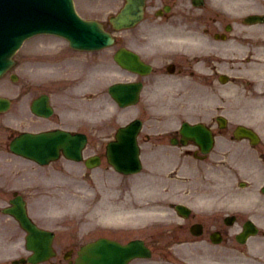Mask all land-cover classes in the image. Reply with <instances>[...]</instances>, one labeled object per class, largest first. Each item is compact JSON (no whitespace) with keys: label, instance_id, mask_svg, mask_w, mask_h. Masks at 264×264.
I'll use <instances>...</instances> for the list:
<instances>
[{"label":"flooded vegetation","instance_id":"flooded-vegetation-1","mask_svg":"<svg viewBox=\"0 0 264 264\" xmlns=\"http://www.w3.org/2000/svg\"><path fill=\"white\" fill-rule=\"evenodd\" d=\"M240 0H147V7L154 10L160 7H167L157 18L149 20V25L160 21L163 23H183L184 33L187 36L193 35L191 41H184V35L178 27L179 47L176 51L162 50L165 61L159 62V70L162 76L151 79L146 87L154 88L158 82L162 83V89L172 91L176 105L181 108L183 119L194 124H202L206 131L218 141L213 144L210 151L202 153L200 146L192 142L191 152L205 159L213 150L223 149V145L231 143L235 138L233 129L236 124L232 123L234 116L230 107L246 106L248 103L258 99L260 94V80L252 77V73L259 75L260 67L258 58L262 51V39L264 37L262 28L264 21H247L244 16L247 14ZM257 11L258 4H254ZM192 27L190 29L189 27ZM124 40L123 37H120ZM118 46L124 45L119 41ZM119 41V42H118ZM145 40L135 42L133 48L146 46ZM184 43L185 45H182ZM117 46V47H118ZM131 47V45H125ZM153 52L156 50L149 46ZM167 51V52H166ZM146 61L155 63L154 56L147 55ZM156 70V67H154ZM262 71V70H261ZM175 94V95H174ZM230 112V113H229ZM253 116L254 113H248ZM222 118H226L222 120ZM231 118V119H229ZM246 147L243 157H240L241 164H249L252 168L258 160L264 166V141L259 139L252 144L248 138H239ZM258 144V145H257ZM217 150V151H219ZM260 164L250 176L246 177L256 182L262 180L264 171ZM245 202L253 205L252 210L245 209L243 212L227 213L221 216L220 212L210 214L211 232H218L221 239L229 237L234 239V234L241 231L248 219L256 221L259 225L260 219L264 218V193L261 189L257 191L254 184L246 186ZM256 192V193H255ZM261 193V194H260ZM233 216V217H231ZM262 226L257 227L258 234L252 238L256 244L263 242L260 234L264 236Z\"/></svg>","mask_w":264,"mask_h":264},{"label":"rangeland","instance_id":"rangeland-1","mask_svg":"<svg viewBox=\"0 0 264 264\" xmlns=\"http://www.w3.org/2000/svg\"><path fill=\"white\" fill-rule=\"evenodd\" d=\"M120 0H76V6L78 10L87 17H95L99 20L106 21L107 16L114 12L119 5ZM33 47H31L30 50H33L35 55H27V49H23L24 51L17 52L15 55L16 60L18 61V64L11 69L12 72H17L20 75V80H17L15 82L9 80V74H6L3 76V80L0 79V95H6L13 99V108H16V111L18 109V99L17 94L19 92V83L22 79V81L27 80L28 82L36 81V77L38 75H47V74H65L62 70L69 72L70 75H72L73 78L76 77V74L81 76L82 73V64L84 58H95L93 54H88V56L75 52H69V47L66 45L65 42L61 39L56 38H40L33 43ZM66 47V50H65ZM68 49V50H67ZM64 50V51H63ZM38 53H42L43 55L49 54L50 57V63L47 68L42 67L43 61L41 58H38ZM60 57L64 59V61H59L57 58ZM92 60V59H91ZM95 61V60H94ZM67 63V64H66ZM82 76H84V72L82 73ZM92 81L89 78V87L90 88H96L99 85L97 75L93 76ZM101 77L104 79V84L107 85L108 82L112 79L110 75L108 74H101ZM100 77V78H101ZM74 81V80H73ZM75 82V81H74ZM5 89H4V88ZM51 87V86H50ZM32 90H34V86H31ZM63 84L56 86L55 91V97L59 101V103H63L64 95L61 94L63 91ZM84 92V91H83ZM109 109V108H108ZM104 110V106H103ZM15 111V110H14ZM13 110H9L8 112L0 115V142L6 143L9 138V133L11 131L12 126L18 125V116L17 113L15 114ZM105 111L107 110V107L105 108ZM15 114V115H14ZM9 115V116H8ZM6 124H10V131H8V128H4ZM73 173V182L67 180L65 176H62L60 173L56 171H46L43 169H30L26 166L25 162L20 158H15L12 156H9L5 154L4 152H0V180L1 182H8L7 180H12L8 182L9 186H2L6 189H10L12 187V182L18 181L21 183V185H35L33 181L40 180L45 177H49L52 181L51 183V190H54L55 197L52 195H49L45 190L42 191L41 188H30L31 192L28 195V198L30 199V204L33 208H35L37 199L39 196L44 195L47 197L46 202L53 206L52 211L54 210L55 218L54 223L58 226L59 229L63 227H70L74 229H83L88 225H96L97 221L94 224H90L86 222V216L85 213V204L86 201L90 198V200L93 202V200L97 201L99 196L100 187L98 186H89L87 183L82 182L80 176H76L78 173L77 166L74 165L72 168ZM100 175V174H98ZM113 178L112 174L109 176L101 175V178ZM129 179V177L127 178ZM49 181V182H50ZM54 184V185H53ZM46 186V185H45ZM1 187V186H0ZM23 187V188H25ZM89 187V188H88ZM5 197L4 194L0 193V205L4 204V200H2ZM49 198H53L54 200H50ZM117 196L111 195V192L109 195H106L107 204L104 207V211L109 214H119L123 215L126 211L121 210L120 213H117V201L120 199H117ZM123 201L120 200L119 205L123 206ZM55 207V208H54ZM89 212L93 213L92 215H96L97 209L95 208L94 211L88 210ZM137 214H142V212H137ZM94 219H97L94 217ZM145 218H136V220H141ZM85 220V221H84ZM93 230H97L98 228H91ZM154 227H152L148 232L146 231V234L148 237L154 238L155 246L158 248H161V243L164 242V239L168 236V233L165 232L164 236L158 235L160 240L157 242V235L153 232ZM62 233V232H61ZM95 234H98L99 232H94ZM168 238V237H167ZM59 239H61L59 241ZM58 239V247L61 249H65L66 247L74 246L76 239H72L69 234H61V236Z\"/></svg>","mask_w":264,"mask_h":264},{"label":"water","instance_id":"water-1","mask_svg":"<svg viewBox=\"0 0 264 264\" xmlns=\"http://www.w3.org/2000/svg\"><path fill=\"white\" fill-rule=\"evenodd\" d=\"M67 7V6H66ZM68 8V7H67ZM135 9H139V8H135L134 6L131 7L127 6V8H125L123 10V13L121 15V19L125 18H131V15L133 17H136L139 14V10H135ZM39 10L41 11V13L46 14L45 15V19L44 20H40L39 22H42L43 26H40V28L42 29H48V30H56L57 32H65L67 35L71 36L72 40L77 42V43H83L86 40H83L82 38L85 37L87 34L85 32V25L80 24V25H76V26H69V25H65L64 24V20L63 19H55V15L57 13H59L60 15H62L61 11L59 12H51L47 14V10L42 6L41 8H39ZM67 12L69 13V8L67 9ZM68 18L70 17L69 15L67 16ZM114 20V19H113ZM44 21V22H43ZM95 26L98 27L99 29H101L102 27L95 23ZM61 28V29H60ZM102 30V29H101ZM62 32V33H63ZM109 41V37L107 36L106 42ZM3 63V62H2ZM130 131H134L135 129V125H132L130 128ZM121 131H129L127 129H121ZM59 139V137H57ZM20 139H22L21 142ZM43 136H38V137H34V138H29V137H22V138H18L17 140H15V142L12 144V147L15 150L21 151L25 154H29L31 156H35V157H44L45 154L47 153V151L45 149H52L49 146L50 143L43 141ZM56 141H52V144H55ZM20 221L22 222V224H24L26 227L31 228V224L27 221L26 217L24 216L23 211L21 210V213H19L18 215ZM94 250H91L90 256H86L85 254L82 256L83 260L87 261V264H109L108 259L106 257H98V253H97V247L94 246ZM99 251L102 253L104 252L101 248L99 249Z\"/></svg>","mask_w":264,"mask_h":264}]
</instances>
